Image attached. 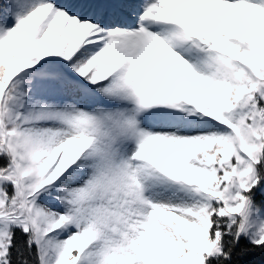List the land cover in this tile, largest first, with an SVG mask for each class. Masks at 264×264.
<instances>
[{
	"label": "snow or ice",
	"instance_id": "6c2138e0",
	"mask_svg": "<svg viewBox=\"0 0 264 264\" xmlns=\"http://www.w3.org/2000/svg\"><path fill=\"white\" fill-rule=\"evenodd\" d=\"M0 264H264V0H0Z\"/></svg>",
	"mask_w": 264,
	"mask_h": 264
}]
</instances>
